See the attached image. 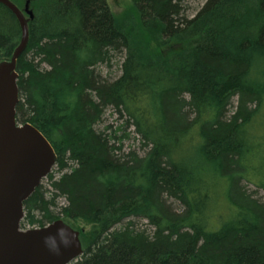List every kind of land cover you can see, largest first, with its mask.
<instances>
[{
  "label": "trees",
  "instance_id": "obj_1",
  "mask_svg": "<svg viewBox=\"0 0 264 264\" xmlns=\"http://www.w3.org/2000/svg\"><path fill=\"white\" fill-rule=\"evenodd\" d=\"M131 4L130 21L106 0L30 4L15 119L48 141L58 177L20 227L79 231L72 264H264V202L248 190L264 191V0H207L191 18L185 0ZM19 40L0 4V63Z\"/></svg>",
  "mask_w": 264,
  "mask_h": 264
},
{
  "label": "water",
  "instance_id": "obj_2",
  "mask_svg": "<svg viewBox=\"0 0 264 264\" xmlns=\"http://www.w3.org/2000/svg\"><path fill=\"white\" fill-rule=\"evenodd\" d=\"M26 0L18 8L0 0L17 19L21 42L9 61L0 63V264H72L83 250L79 232L58 220L46 227L21 231L23 204L55 165L54 151L43 135L29 124L18 126L16 65L28 42L33 20Z\"/></svg>",
  "mask_w": 264,
  "mask_h": 264
},
{
  "label": "rangeland",
  "instance_id": "obj_3",
  "mask_svg": "<svg viewBox=\"0 0 264 264\" xmlns=\"http://www.w3.org/2000/svg\"><path fill=\"white\" fill-rule=\"evenodd\" d=\"M207 0H185V8H186V15L187 17L191 18L193 17L201 8L202 6L205 4ZM106 3L110 9V11L112 12V14L118 18H126L130 21V18H133V9H132V4H131V0H106ZM23 8V7H21ZM125 54L123 53L122 56H120V58L117 57V59L113 60L111 62V65L109 67H100L99 71L101 72V78L104 81H112L116 78H118L121 74V63L122 60H124ZM120 60V61H119ZM236 106V102H233V108H235ZM101 124L100 127L101 129L103 127L109 126L112 128V130L114 131L115 129H117V127L121 126L122 124V120H120L118 118V116L116 114L113 113L112 110L108 109L105 111L103 118L101 119ZM20 124V123H18ZM21 125V124H20ZM128 133L132 132V129H128L127 130ZM120 135V133H119ZM132 135H130V138L128 140H126L123 144H124V149L128 150V148H132V149H136L137 148V142L133 141ZM50 174H52L55 178L58 177L57 171H56V166H54L51 169ZM43 190L47 189L49 190V183H48V179L44 178L39 185ZM248 190L250 192H256V197L258 199H260L262 202H264V191L261 190H257L255 187L253 186H248ZM65 205V201L64 199L60 198L57 199L56 201V208H54V214L56 216H59V209L61 207H64ZM74 226H76L78 229H83L85 232L89 231V228L84 226L82 223L80 222H75L73 223ZM23 230H28V229H32L31 227L27 226L26 224H23ZM37 229V228H36Z\"/></svg>",
  "mask_w": 264,
  "mask_h": 264
},
{
  "label": "bare ground",
  "instance_id": "obj_4",
  "mask_svg": "<svg viewBox=\"0 0 264 264\" xmlns=\"http://www.w3.org/2000/svg\"><path fill=\"white\" fill-rule=\"evenodd\" d=\"M34 2H35V1H34ZM5 8H6V7H5ZM15 18H16V17H15ZM16 20H17V19H16ZM17 22H18V21H17ZM18 25H19V23H18ZM19 28H20V26H19ZM20 42H21V30H20V40H19V45H20ZM19 45H18V46H19ZM16 49H17V48H16ZM16 49H15V50H16Z\"/></svg>",
  "mask_w": 264,
  "mask_h": 264
}]
</instances>
